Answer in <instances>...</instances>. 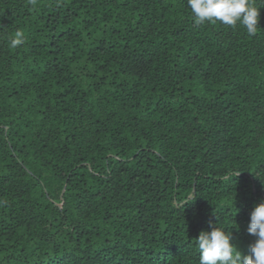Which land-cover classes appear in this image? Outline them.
<instances>
[{
  "label": "trees",
  "instance_id": "obj_1",
  "mask_svg": "<svg viewBox=\"0 0 264 264\" xmlns=\"http://www.w3.org/2000/svg\"><path fill=\"white\" fill-rule=\"evenodd\" d=\"M252 3L255 35L196 25L187 0H0V264H199L210 221L248 253L264 201Z\"/></svg>",
  "mask_w": 264,
  "mask_h": 264
},
{
  "label": "clouds",
  "instance_id": "obj_2",
  "mask_svg": "<svg viewBox=\"0 0 264 264\" xmlns=\"http://www.w3.org/2000/svg\"><path fill=\"white\" fill-rule=\"evenodd\" d=\"M35 6L37 0H29ZM196 25L219 21L229 27L238 24L247 34L255 35L261 19L260 9L252 0H187ZM24 42L19 31L9 37L8 46L15 49ZM238 172L235 173V176ZM195 199L193 193L188 199ZM211 230H202L195 243L199 252V264H264V201L256 204L251 212L247 226L249 235L256 237L250 244L247 254H243L233 243L231 230L222 227L219 222Z\"/></svg>",
  "mask_w": 264,
  "mask_h": 264
},
{
  "label": "water",
  "instance_id": "obj_3",
  "mask_svg": "<svg viewBox=\"0 0 264 264\" xmlns=\"http://www.w3.org/2000/svg\"><path fill=\"white\" fill-rule=\"evenodd\" d=\"M195 190V189H194Z\"/></svg>",
  "mask_w": 264,
  "mask_h": 264
}]
</instances>
